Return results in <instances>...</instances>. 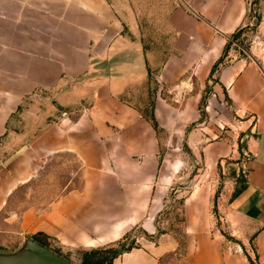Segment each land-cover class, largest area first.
Listing matches in <instances>:
<instances>
[{"label": "crops", "instance_id": "0c3cea01", "mask_svg": "<svg viewBox=\"0 0 264 264\" xmlns=\"http://www.w3.org/2000/svg\"><path fill=\"white\" fill-rule=\"evenodd\" d=\"M92 7L106 18L88 39L86 66L73 81L78 92L53 102L54 110L22 107L20 99L1 124L0 145L5 141L16 147L10 157L0 156V236L6 234L11 243L26 235L81 236L77 241L89 247L118 239L137 218L103 231L97 217L102 198L93 193L111 191L104 182L66 185L59 197L31 203L32 168L36 172L37 163L52 155L56 166L63 154L75 160L82 155L85 168L69 176H103L102 158L111 151L107 146L142 144L145 137H155L159 126L187 129L186 143L210 140L215 150L223 129L216 118L219 110L236 141L226 152H212L210 159L215 165L230 154L240 157L217 197L229 232L198 230L193 236L205 237L188 249L187 264H264V72L244 55L229 59L240 48L235 36L243 27L247 0H124L119 14L108 0H93ZM148 97L152 103L146 115ZM21 113L37 118L17 121ZM206 118L214 123L206 125ZM200 129L209 130V137L201 139ZM150 160L157 166L155 154ZM151 220L141 224L147 232L153 231ZM250 241L252 254L246 251ZM134 250L122 253L125 262L139 257Z\"/></svg>", "mask_w": 264, "mask_h": 264}, {"label": "rangeland", "instance_id": "374dc122", "mask_svg": "<svg viewBox=\"0 0 264 264\" xmlns=\"http://www.w3.org/2000/svg\"><path fill=\"white\" fill-rule=\"evenodd\" d=\"M108 1L118 14L123 12L124 0ZM91 2L93 0H0V127L7 112L20 99L22 107L54 110L53 102L65 101L72 91L78 92L74 82L87 63L88 39L94 27L104 23L106 18L93 13ZM235 38L240 48L233 51L229 59L244 55L253 59L264 72V0H247L243 27ZM147 83L148 89L153 90V81ZM151 103L152 98L148 97L144 104L146 115H149ZM224 114L219 110L216 113V118L223 121V129L215 140L220 143L215 150L210 149V140L186 143L187 129L181 132L176 126L169 129L159 126L155 129V137H145L142 144L107 146L111 151L104 153L102 158L103 176L71 178V171L85 168L82 155L75 160L63 154L57 166L53 155L44 163L38 162L41 168L35 172L33 167L30 171L35 176L30 180L29 202L34 203L39 197L49 202L62 195V190L71 184L94 185L101 180L111 190L93 193L102 198L103 207L98 208L101 212L97 217L105 227L103 231L131 217H136L137 223H129L118 239L97 242L92 247L77 241L81 236L37 235L34 238L26 235L11 243L4 234L0 236V246L5 250L0 252H14L27 239L38 238L73 264H84V259L89 260L88 264L102 259L99 264H187L188 249L194 248L200 237H205L193 236L198 230L205 228L217 233L219 228L224 234L229 232L228 223L220 219L223 214L217 197L225 181L236 172L240 157L230 154L215 165L210 159L212 152H226L236 141ZM36 118L21 113L17 121ZM211 121L214 123L212 118H206L205 124ZM200 130L201 139L204 134L209 137V130ZM15 147L1 142L0 156L10 157ZM152 154L157 158V166L150 160ZM150 218L153 231L147 232L141 224ZM224 238L231 243L238 242L233 236ZM130 246L139 254L138 258L125 262L122 252L108 263L110 249ZM241 250L252 254L251 241L246 245L247 252L244 248Z\"/></svg>", "mask_w": 264, "mask_h": 264}, {"label": "water", "instance_id": "95a60500", "mask_svg": "<svg viewBox=\"0 0 264 264\" xmlns=\"http://www.w3.org/2000/svg\"><path fill=\"white\" fill-rule=\"evenodd\" d=\"M0 264H73L34 239H27L16 251L0 252Z\"/></svg>", "mask_w": 264, "mask_h": 264}, {"label": "trees", "instance_id": "16d2710c", "mask_svg": "<svg viewBox=\"0 0 264 264\" xmlns=\"http://www.w3.org/2000/svg\"><path fill=\"white\" fill-rule=\"evenodd\" d=\"M217 65V63H215L214 65H213V67H212V69H211V72L214 70V68H215V66ZM204 98L205 97H202V102H203V100H204ZM152 117H153V114H152ZM37 235H40V234H37ZM37 235H35V236H37ZM34 240H36V241H38L39 243H41L42 245H45L46 246V244H45V242L44 241H42V240H40V239H38V238H36V239H34ZM132 248V246H130V247H126L125 249H120V250H115V249H110V251L112 252V254H111V256H110V259L108 260V263H111V259H113V258H115L116 256H118L120 253H122V252H126V251H129L130 249ZM104 259H102L101 261H98V263H96V264H99V262L101 263L102 261H103ZM83 263L84 264H88L89 263V260H83Z\"/></svg>", "mask_w": 264, "mask_h": 264}]
</instances>
